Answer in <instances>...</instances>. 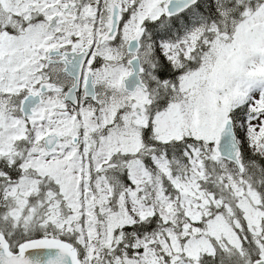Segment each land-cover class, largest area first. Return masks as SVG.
Returning <instances> with one entry per match:
<instances>
[{
    "label": "snow or ice",
    "instance_id": "1",
    "mask_svg": "<svg viewBox=\"0 0 264 264\" xmlns=\"http://www.w3.org/2000/svg\"><path fill=\"white\" fill-rule=\"evenodd\" d=\"M0 264H264V0H0Z\"/></svg>",
    "mask_w": 264,
    "mask_h": 264
}]
</instances>
